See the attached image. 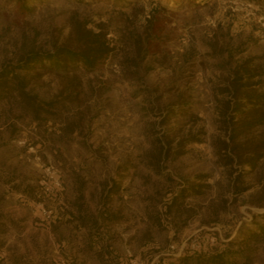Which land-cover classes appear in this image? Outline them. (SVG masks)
<instances>
[{"label": "rangeland", "instance_id": "rangeland-1", "mask_svg": "<svg viewBox=\"0 0 264 264\" xmlns=\"http://www.w3.org/2000/svg\"><path fill=\"white\" fill-rule=\"evenodd\" d=\"M27 7L22 13L0 0V67L16 63L24 42L76 48L75 22L102 30L117 55L78 74L81 103L57 106L55 120L0 100V264H204L189 258L218 249L228 262L211 264H264V237L245 236L264 226L256 204L264 162L244 167L248 188L230 200L229 171L211 143L222 134L217 117L228 94L221 91L236 66L251 58L255 89L264 92L257 23L264 0H29ZM147 35L157 40L139 64L141 78L126 81L120 54H131L132 37ZM68 79L46 72L27 88L52 101ZM59 115L76 129L61 130ZM165 137L173 153L184 140V152L153 166L151 142ZM194 185L202 186L197 194L188 191Z\"/></svg>", "mask_w": 264, "mask_h": 264}, {"label": "trees", "instance_id": "trees-1", "mask_svg": "<svg viewBox=\"0 0 264 264\" xmlns=\"http://www.w3.org/2000/svg\"><path fill=\"white\" fill-rule=\"evenodd\" d=\"M9 1L15 3L20 12H27L29 0ZM256 1L262 2V0ZM73 28L76 48L58 45L54 46L53 50H42L35 47L33 42L22 43L16 63H4L0 67V100L14 99L24 113L42 122L48 116L55 120L53 112L57 106L66 109L71 104L79 105L81 91L78 90V86L81 81L78 74L94 71L109 56L117 55V51L116 47L106 39L102 30L96 31L93 28H87L86 23L81 22H75ZM155 40L157 39L149 35L130 39L132 42L131 54L124 51L120 54L119 64L124 80H140L141 71L144 69H141L139 64L145 60L146 51ZM251 60L248 58L236 66L228 83L222 88L221 92L228 94L227 97L220 99L221 106L217 117L222 134L217 135L211 141L219 164L229 171L227 187L231 194L230 200L233 201L248 188L243 182L244 176L248 173L244 167L248 166L251 171L259 168L264 162V129L260 130L261 127H264V92L255 89L260 81L254 78L259 73L250 69ZM46 72L57 73L69 78L58 92L59 98L52 101L40 99L27 88L31 80L41 77ZM78 114L79 120L82 119V114ZM57 119L63 120L61 130L64 132L70 133L78 126V123L72 122L65 115L62 117L59 115ZM151 143L158 148L155 153L146 155V159L153 166L157 165L161 159H166L169 156L175 158L184 152L182 150L184 140L176 144L179 148L175 149L174 153L171 147L173 140L171 139L166 137L163 141L154 139ZM233 171L235 172L233 173ZM201 188L202 186L194 185L188 191L197 194ZM184 191L185 189L182 190V192ZM180 195H173L172 200L176 201ZM256 204L264 207V198ZM245 236L250 239L264 237V226L257 225L255 229L246 232ZM223 244L227 247L229 245L227 242ZM225 250L218 249L215 254L208 255L209 257L203 259L199 258L198 253H195L192 257L190 256L189 260L204 264L225 263L228 262L227 256L224 254Z\"/></svg>", "mask_w": 264, "mask_h": 264}, {"label": "built area", "instance_id": "built-area-1", "mask_svg": "<svg viewBox=\"0 0 264 264\" xmlns=\"http://www.w3.org/2000/svg\"><path fill=\"white\" fill-rule=\"evenodd\" d=\"M253 2H251L248 5H252ZM255 4V3H254ZM257 23L259 24V27L261 30H264V13H259V15L257 16Z\"/></svg>", "mask_w": 264, "mask_h": 264}]
</instances>
